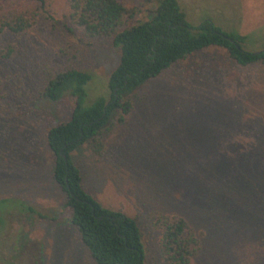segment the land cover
Masks as SVG:
<instances>
[{
    "label": "rangeland",
    "instance_id": "rangeland-1",
    "mask_svg": "<svg viewBox=\"0 0 264 264\" xmlns=\"http://www.w3.org/2000/svg\"><path fill=\"white\" fill-rule=\"evenodd\" d=\"M45 1L26 32L0 33V264H95L52 180L45 139L69 118L73 98L52 102L40 91L73 67L92 75L83 106L108 100L120 48L84 35L68 0ZM119 1L135 12L132 21L153 8ZM179 4L192 24L208 18L246 35L248 50L264 45V0ZM130 100L124 121L80 146L73 161L89 193L136 218L145 264H163L157 215L181 216L199 235L190 264H264V66H241L210 48L174 63ZM18 199L35 212L8 208Z\"/></svg>",
    "mask_w": 264,
    "mask_h": 264
},
{
    "label": "trees",
    "instance_id": "trees-1",
    "mask_svg": "<svg viewBox=\"0 0 264 264\" xmlns=\"http://www.w3.org/2000/svg\"><path fill=\"white\" fill-rule=\"evenodd\" d=\"M141 1L153 8L146 18L132 21L135 12L119 0H68L70 18L84 35L108 37L120 48L119 61L108 77V100L99 97L83 106L92 75L73 67L49 76L40 91L52 102L64 96L73 98L69 118L49 127L45 139L53 156L52 180L65 195L71 223L95 264H145V248L135 217L107 208L84 188L73 153L83 144L99 143L114 122L122 123L132 109L130 96L137 89L197 52L219 49L241 66H264V45L258 50L246 49V35L223 30L208 18L190 23L179 0ZM45 12V0H0V33H24ZM16 202L8 208L35 212L26 202ZM153 224L161 229L163 264H190L199 250V235L186 220L157 215Z\"/></svg>",
    "mask_w": 264,
    "mask_h": 264
}]
</instances>
